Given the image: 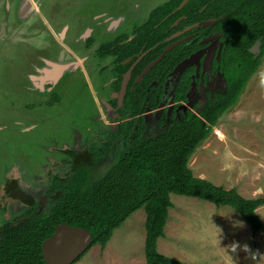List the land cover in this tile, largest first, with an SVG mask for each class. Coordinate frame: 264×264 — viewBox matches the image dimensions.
I'll return each instance as SVG.
<instances>
[{
	"label": "rangeland",
	"instance_id": "374dc122",
	"mask_svg": "<svg viewBox=\"0 0 264 264\" xmlns=\"http://www.w3.org/2000/svg\"><path fill=\"white\" fill-rule=\"evenodd\" d=\"M166 1L0 0V223L33 205L52 208L60 196L51 192L54 180L85 165L98 180L117 160L122 140L102 148L119 123L114 58L100 57L98 49L119 34L131 35ZM48 60L75 65L59 81L35 83ZM92 146L107 156L80 158ZM189 165L196 176L246 198L264 197V56ZM171 200L161 253L185 264H264V232L254 235L233 207L176 193ZM257 212L264 221V205ZM146 218L142 207L105 248L93 245L75 264H147ZM233 243L241 245L238 254L230 251Z\"/></svg>",
	"mask_w": 264,
	"mask_h": 264
},
{
	"label": "trees",
	"instance_id": "16d2710c",
	"mask_svg": "<svg viewBox=\"0 0 264 264\" xmlns=\"http://www.w3.org/2000/svg\"><path fill=\"white\" fill-rule=\"evenodd\" d=\"M182 2L168 0L160 4L134 29L133 36L122 35L120 39L105 42L98 49V55L115 57L119 87L123 73L131 65L124 61L132 58L134 62L148 52L135 68L134 76H138L166 47L180 39L170 40L177 31L215 18L218 21L211 26L213 30L227 29L225 58L233 67V85L228 94L217 99L200 116L189 113L182 120H174L162 132L144 135L136 116L146 110L145 102H150L147 88L153 92L150 105L157 108L162 83L198 49L201 37L167 52L148 72L146 83H137L128 92L125 107L132 111L133 119L123 125V131L116 132L124 144L108 172L94 180L90 167L85 165L82 170L79 167L68 178L54 180L51 192H60V196L48 211H40L33 205L23 214L0 223V264H47L43 243L62 222L89 229L94 237L93 245L105 248L114 230L142 207L147 212V264H185L158 248L173 207L172 193L231 206L250 224L254 235L264 232V221L257 212L264 205V197L246 198L236 188L227 189L196 176L189 165L198 145L210 135L219 117L238 101L256 72L260 57L253 58L249 48L263 38L264 52V0H191L173 13ZM181 16H184L182 20ZM153 81L158 86L151 85ZM113 135L114 132L111 138Z\"/></svg>",
	"mask_w": 264,
	"mask_h": 264
},
{
	"label": "flooded vegetation",
	"instance_id": "af4514ba",
	"mask_svg": "<svg viewBox=\"0 0 264 264\" xmlns=\"http://www.w3.org/2000/svg\"><path fill=\"white\" fill-rule=\"evenodd\" d=\"M183 18L184 16H181V20ZM213 19L215 18L207 20ZM215 20V23L207 26H204L202 24L197 25L198 23L204 22L200 21L187 27H183L181 28V30L177 31L174 34H178V36L173 39L170 38V40L172 41L180 38L177 41L183 40L180 43L182 44L183 42L195 39L198 36L201 37L198 42V49L188 57L190 58L193 55H197V59L191 62L188 66L182 68L181 65L186 59L183 60L179 67L167 76L166 80L162 83L161 86V93L159 96L160 102L157 108H152V106L150 105L153 102L151 98L153 96V92L150 91V87L147 88V90L149 91L147 99H149L150 102L149 104L145 102L146 110L142 111L136 116L137 122L142 126V133L144 135H146V133L150 131L149 128L151 129L153 125H155L158 129H162L161 131H159L162 132L166 130L174 120H182L183 117L185 115H188L189 113L200 116L201 112L208 109V107L217 99H223L224 96L228 94L230 88H232L233 80L231 78V74L233 72V67L230 65V60L227 61L225 58V48L226 43L228 42L226 38L227 29L222 28L221 30H213L215 28L211 26H214L217 23L218 19ZM177 23L178 22H176V24ZM114 24L115 25L113 26V28H117L118 25H116V23ZM122 35L119 34L114 38V40L120 39ZM128 36L131 37L133 35L131 34ZM250 53L253 55V58L260 57L261 60V58L264 56L263 38L262 43L259 45L257 51H250ZM108 56L114 58V70L116 73L117 70L115 57L113 55ZM141 60H139L138 58L133 62L132 58H129L128 60L124 61L125 64L131 63V65L126 70V72L123 73L122 81L119 87L117 82L119 80V77L115 76L116 81L114 82V90L116 91V93H118V97L115 100L114 107L116 109L115 114L118 117L119 123L118 126L113 125L111 127L109 139L104 141L102 148H105L106 146L116 148L119 142L122 140L120 134H117L116 137V132L120 133V131H123L125 127L123 125L133 119V117H131L132 111L128 110V108L125 107V104L130 89L134 90L137 83L143 85L146 83L145 77L148 72L144 76H142V73L147 67L141 72L140 75L134 76L135 68ZM44 65L46 64L44 63ZM39 73L43 72L40 71ZM128 76L129 78L127 80V86L125 91H123V84L127 79L126 77ZM151 85L158 86V82L153 81ZM125 114H127L128 117L125 118ZM112 132H114V135L111 138ZM92 147L93 148L85 149L84 155L80 158L84 160L90 155V157L94 158L95 160H101L103 159V157L107 156L103 153L102 150L101 153H97L94 148L95 146Z\"/></svg>",
	"mask_w": 264,
	"mask_h": 264
},
{
	"label": "water",
	"instance_id": "95a60500",
	"mask_svg": "<svg viewBox=\"0 0 264 264\" xmlns=\"http://www.w3.org/2000/svg\"><path fill=\"white\" fill-rule=\"evenodd\" d=\"M189 1L191 0H183L180 6H178L173 13L181 10ZM216 20H207L202 23H198L197 25H210L215 23ZM178 36V34L171 37V39ZM183 41V40H182ZM182 41H176L166 47L163 53L153 61L142 73L144 76L147 72H149L157 63H159L164 55L177 47ZM185 41V40H184ZM262 43V38L258 39L256 43L250 48L251 52H256L259 48V45ZM144 53L139 60H141L145 55ZM197 59V55H193L190 58L186 59L181 65L182 68L188 66L191 62ZM48 65H52L55 67V78L61 76V74L69 69V67L75 65L74 63L67 64H55L53 62H47ZM77 65V64H76ZM130 76V75H129ZM127 79L123 84V91H125L127 86ZM94 237L92 232L89 229L80 226H72L66 222H62L56 226L55 233L46 239L43 243V255L47 264H75L80 257H82L93 245Z\"/></svg>",
	"mask_w": 264,
	"mask_h": 264
},
{
	"label": "crops",
	"instance_id": "0c3cea01",
	"mask_svg": "<svg viewBox=\"0 0 264 264\" xmlns=\"http://www.w3.org/2000/svg\"><path fill=\"white\" fill-rule=\"evenodd\" d=\"M66 31H65V38L64 39H66L67 38V36H66ZM63 34V33H62ZM60 43V42H59ZM60 44H62V43H60ZM69 51L70 52H72V50L71 49H69ZM66 62V63H64V62ZM47 62H53V63H55V64H67L68 62L67 61H65V60H61V61H53V60H48ZM71 63V62H70ZM47 65H48V63L45 65V69L46 70H44V73H41V74H43L42 75V77H39V78H37V82H35V83H39L40 82V84H44L45 83V81L46 82H48L49 80H54V79H56V81H59V79L64 75V73L67 71V70H69L71 67H69V69H67V70H65L62 74H61V76H59L58 78H55V71H56V69H55V67H53L52 65H48V66H50V67H47ZM43 68V69H44ZM52 73V74H51ZM39 75H40V73H39ZM41 76V75H40ZM44 87V86H43Z\"/></svg>",
	"mask_w": 264,
	"mask_h": 264
},
{
	"label": "clouds",
	"instance_id": "9594fccd",
	"mask_svg": "<svg viewBox=\"0 0 264 264\" xmlns=\"http://www.w3.org/2000/svg\"><path fill=\"white\" fill-rule=\"evenodd\" d=\"M237 226H241L242 225H237ZM241 250V245L239 243H233L232 245H230V251L234 254H238V252ZM243 251L245 252H249V248H248V245L245 244L243 245V248H242Z\"/></svg>",
	"mask_w": 264,
	"mask_h": 264
},
{
	"label": "bare ground",
	"instance_id": "6f19581e",
	"mask_svg": "<svg viewBox=\"0 0 264 264\" xmlns=\"http://www.w3.org/2000/svg\"><path fill=\"white\" fill-rule=\"evenodd\" d=\"M34 4V3H33ZM29 11V10H28ZM52 74V73H51Z\"/></svg>",
	"mask_w": 264,
	"mask_h": 264
}]
</instances>
